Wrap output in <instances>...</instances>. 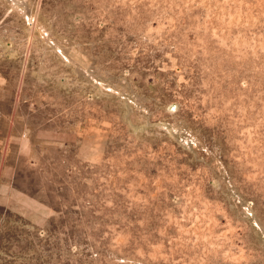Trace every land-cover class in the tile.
<instances>
[{"label":"rangeland","instance_id":"rangeland-1","mask_svg":"<svg viewBox=\"0 0 264 264\" xmlns=\"http://www.w3.org/2000/svg\"><path fill=\"white\" fill-rule=\"evenodd\" d=\"M0 264H264V0H0Z\"/></svg>","mask_w":264,"mask_h":264}]
</instances>
